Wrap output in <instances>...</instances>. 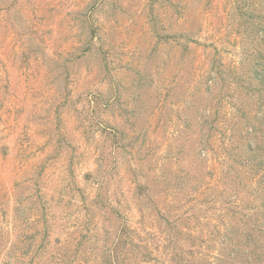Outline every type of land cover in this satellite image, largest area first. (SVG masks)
I'll return each instance as SVG.
<instances>
[{
  "label": "rangeland",
  "instance_id": "374dc122",
  "mask_svg": "<svg viewBox=\"0 0 264 264\" xmlns=\"http://www.w3.org/2000/svg\"><path fill=\"white\" fill-rule=\"evenodd\" d=\"M263 71L264 0H0V264H264Z\"/></svg>",
  "mask_w": 264,
  "mask_h": 264
},
{
  "label": "trees",
  "instance_id": "16d2710c",
  "mask_svg": "<svg viewBox=\"0 0 264 264\" xmlns=\"http://www.w3.org/2000/svg\"><path fill=\"white\" fill-rule=\"evenodd\" d=\"M261 76L264 78V71L262 72V74H261ZM262 79V78H261ZM263 81V80H262ZM248 149L250 150V151H254V149H253V147L249 144L248 145ZM251 262V261H250Z\"/></svg>",
  "mask_w": 264,
  "mask_h": 264
}]
</instances>
